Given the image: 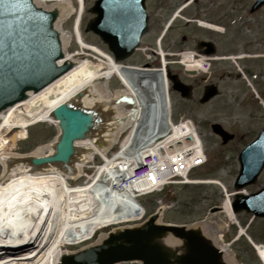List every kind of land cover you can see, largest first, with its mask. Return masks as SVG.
Wrapping results in <instances>:
<instances>
[{"label": "bare ground", "instance_id": "obj_1", "mask_svg": "<svg viewBox=\"0 0 264 264\" xmlns=\"http://www.w3.org/2000/svg\"><path fill=\"white\" fill-rule=\"evenodd\" d=\"M48 1L52 3L46 6ZM75 1L77 7L74 6V0H34L44 10H58L59 16L55 22L57 28L60 22L76 14L73 32L78 36L80 47L100 54L105 60L100 59L96 64L87 58L79 60L78 56L83 51L68 53L67 42L73 33L58 29L63 51V58L59 62H72L73 67L37 93H28L29 97L25 101L6 113H0V164L3 166L0 174V264H60L62 256L71 253L65 248L67 243H78L90 238L104 226L137 219L142 214L137 203L109 190L118 181L117 178L113 179L115 175H111V169L105 163L98 167L90 181L76 185L69 183V179L80 176L93 153L104 154L107 144L111 142L110 137L107 138V144L101 146L92 144L88 139L76 142L75 146L83 151L69 162L51 161L47 159L50 155L41 151L23 155L12 153L16 141L26 136L29 126L42 121L58 125L52 111L60 104L82 109L95 106L96 101L108 103L119 98L118 91L106 97V87L113 76L119 77L136 98V87L139 85L149 82L160 87L163 82L162 71L150 69L130 73L104 50L85 42L79 28L85 0ZM146 86L148 83L144 86V95L150 90V85ZM79 93L83 95L79 97ZM158 97L159 94L155 101ZM144 102L145 106L138 107L131 114L150 117V103L147 99ZM109 107L117 112V116L125 113L120 104H110ZM153 108H159L157 103H153ZM48 148L52 154L53 145L50 144ZM138 157L140 155H135L130 163L141 167L143 160ZM220 210L228 220L235 221L231 202L226 200ZM193 226H199L212 239L221 249L225 261L241 264L234 258L229 246L220 243L222 232L228 227L227 221L211 214L204 223ZM105 237L99 235L96 243ZM167 243L170 246L177 244L175 241ZM257 254L264 264V245L257 246Z\"/></svg>", "mask_w": 264, "mask_h": 264}, {"label": "water", "instance_id": "obj_2", "mask_svg": "<svg viewBox=\"0 0 264 264\" xmlns=\"http://www.w3.org/2000/svg\"><path fill=\"white\" fill-rule=\"evenodd\" d=\"M121 0H98L92 9L97 13L86 30L98 33L116 60L128 57L145 31V24L127 23L120 17ZM58 10H44L34 0H0V112L36 93L69 70L73 64L63 58L62 42L54 24ZM136 23V25H135ZM173 89L183 90L176 75H168ZM63 129L61 145L67 150L70 141L81 131L79 115L61 106L55 111ZM228 136H225V140ZM261 141L248 145L240 155V172L235 188L254 182L264 166ZM256 153V154H255ZM259 155H258V154ZM255 158V159H253ZM234 213L252 212L264 217V189L250 195H236ZM218 210L214 207L210 212ZM153 214L140 225L117 228L99 244L62 257L61 264H114L141 261L142 264H230L222 252L197 226L157 224ZM167 241H175L170 246Z\"/></svg>", "mask_w": 264, "mask_h": 264}, {"label": "flooded vegetation", "instance_id": "obj_3", "mask_svg": "<svg viewBox=\"0 0 264 264\" xmlns=\"http://www.w3.org/2000/svg\"><path fill=\"white\" fill-rule=\"evenodd\" d=\"M134 3V9L128 7L131 15H144L146 20L140 44L153 54L160 37L161 47L169 54V68L188 87L184 101L200 118L204 133L212 137L215 160L223 159L227 149L232 152L228 160L237 162L243 146L264 128V0ZM180 52L202 62L204 68L179 70L172 54ZM216 128L233 138L223 143Z\"/></svg>", "mask_w": 264, "mask_h": 264}, {"label": "rangeland", "instance_id": "obj_4", "mask_svg": "<svg viewBox=\"0 0 264 264\" xmlns=\"http://www.w3.org/2000/svg\"><path fill=\"white\" fill-rule=\"evenodd\" d=\"M94 0H85L84 4V12L82 16L81 21V27H80V33L83 35L82 37L91 44H94L98 46L99 48H102V50L107 51L106 46L104 43L95 35H93L91 32L84 31V27L87 23V21L92 17V14L88 12L89 7L93 4ZM52 2L48 1L46 6L50 5ZM74 6L77 7V2L74 0ZM75 15L73 14L68 19L64 20L63 22H60L58 24V29L65 30L67 32H73V22H74ZM67 51L68 53H76L77 51H81L78 42L75 39V35L73 34L71 36V39L67 42ZM79 60L81 59H88L93 63L98 64L99 60H105L100 54L95 53L94 51H91L89 49H84L83 53H81L79 56ZM76 57V58H78ZM129 63L136 64L137 66H141L144 61H146L144 54L141 51H137L133 56H131L128 60ZM112 85L116 87L117 89H120L122 87V84L120 80L114 76L112 77ZM170 101H171V108H172V118L173 120L176 119L180 114H184L186 116H189L195 120V124L198 128V131L204 140V128L203 125L200 123V118L195 112H191L190 108H188L186 102H183L182 99L178 96L175 92H170ZM95 105V115L94 117L96 120L104 121V119L109 115L111 111H104V105L96 101ZM87 112H89V109L87 107ZM83 114V117L85 115ZM58 133V127L49 121H43L39 122L37 124H34L32 126H29L26 132V136L22 139H19L16 142V148L12 151L14 155H23V154H29V153H38L43 152L45 155L49 154L51 152V149L48 148L50 144L54 142V139L56 138ZM9 135V134H8ZM207 139L206 140V149L207 151H211L210 153L214 155V150L216 151L215 147H213V140L210 134H205ZM41 148V149H40ZM29 150L28 152H24ZM114 151V148L111 150V152ZM69 155L73 154L72 151L68 152ZM234 154V152H233ZM232 156V152L225 149L223 152V161L222 163L215 164L210 163L207 165L202 166L201 168H198L194 170L192 177L194 178H200L205 180H210L209 182L204 183H191L188 184L187 190H184L183 186L180 184H172L170 186V193L168 197L175 196L176 199L168 198L166 201L170 204V208H167L163 211V213L159 217V221L163 223H175V224H196V223H204L208 217L211 214H216L219 218H221L223 221H227L228 227L225 231L222 232L221 237V244L229 243V248L234 256V258L241 264H261L257 254L256 250L253 248L251 249L249 247L250 241L247 239V237H241L235 241H232L236 235H237V228L238 225L234 222H231L228 220L226 214L223 211L209 213L210 208L217 206L222 207L225 202V195L223 188L216 183V181H219L228 192H232L234 190L233 188V182L238 170V164L235 161L228 160V156ZM226 156V157H225ZM53 160H57L58 158H55L53 156ZM100 158L97 157L95 160V163H99ZM101 164V163H99ZM83 172L80 174L79 177L75 179H69V182L71 185L76 184H83L87 182L95 171V169L92 167V164L86 163L85 167L83 168ZM3 171V166L0 164V174ZM261 179L258 182L257 185L245 188L246 192H249L250 190H257L260 186L264 184V170L261 174ZM90 181V180H89ZM195 196H197L196 199H192ZM147 198V199H146ZM145 199H143V204L145 205L146 213L143 216V218L133 221H126L121 222L118 224L109 225L106 227H103L98 230L97 234L89 240L75 243V244H67L65 245V248H67L70 252H74L75 250H78L79 248L88 246L89 244L94 243L97 240V237L101 234L105 235L108 230L114 228V227H123V226H132L139 224L142 220H144L149 213L154 212L159 204V201H164L162 197H156V194H152L147 196ZM155 199L157 201H155ZM188 199V200H185ZM154 203V205L150 206ZM150 206V207H149ZM236 219L241 227L242 224L247 225L249 221L251 220V217L248 215H245L243 213L236 214ZM248 235L252 237V240L255 243H263L264 244V220H256L254 219L252 223L249 226L248 229ZM218 244V243H217ZM220 245V244H219Z\"/></svg>", "mask_w": 264, "mask_h": 264}, {"label": "built area", "instance_id": "obj_5", "mask_svg": "<svg viewBox=\"0 0 264 264\" xmlns=\"http://www.w3.org/2000/svg\"><path fill=\"white\" fill-rule=\"evenodd\" d=\"M174 137L175 135H172L161 140L157 147L162 146L164 147L163 150L155 151L151 155L145 154L141 157L143 160L141 167L130 163L135 158L134 156L118 155L114 163L118 171L117 190L123 191L134 188L136 191H144V189H152L173 174L170 170L171 165L175 171L181 172L185 167L186 157H189V155L181 146L169 147L168 144ZM194 151L190 150V154L193 155Z\"/></svg>", "mask_w": 264, "mask_h": 264}, {"label": "trees", "instance_id": "obj_6", "mask_svg": "<svg viewBox=\"0 0 264 264\" xmlns=\"http://www.w3.org/2000/svg\"><path fill=\"white\" fill-rule=\"evenodd\" d=\"M183 188H184V190H187L188 186H183ZM169 193H170V187H166L162 192L156 194V197L159 196V197H164L165 199L171 198V199H176L177 200V198L175 196L168 197ZM196 198H197V196H195L192 199H196ZM185 200H188V199H185Z\"/></svg>", "mask_w": 264, "mask_h": 264}]
</instances>
